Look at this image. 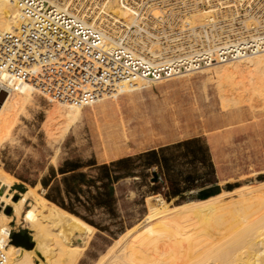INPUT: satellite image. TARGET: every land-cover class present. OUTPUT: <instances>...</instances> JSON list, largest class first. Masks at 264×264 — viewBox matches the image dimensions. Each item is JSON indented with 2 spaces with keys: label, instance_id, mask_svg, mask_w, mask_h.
Returning a JSON list of instances; mask_svg holds the SVG:
<instances>
[{
  "label": "rangeland",
  "instance_id": "374dc122",
  "mask_svg": "<svg viewBox=\"0 0 264 264\" xmlns=\"http://www.w3.org/2000/svg\"><path fill=\"white\" fill-rule=\"evenodd\" d=\"M1 71L0 80L17 88L25 103L23 110L15 115L11 132L0 141V172L17 178L16 185L21 184L22 188L31 186L30 181H37L35 186L44 198L40 205L50 210L59 212L64 209L44 197L45 190L38 182L50 165L56 167L64 158L87 159L94 154L110 161L122 154L134 155L147 146L158 148L186 136L200 137L207 146L214 176L212 182L203 186L216 193L197 198L193 191L189 199L175 197L167 201L162 194L167 189L165 183L160 187L162 192L152 191L153 172L159 177L158 167L142 165L135 176L120 179L115 184L117 216L112 218L103 209H96L92 215L96 222L108 225L111 231H115L121 222L123 231L111 234L88 223L92 226L89 240L75 264H100L138 226L147 211V197H152V205L160 200L168 205H178L234 194L264 181V75L258 76L262 81L260 92L254 95L241 92L228 100L219 98L215 77L210 70L151 85H135L129 79L127 88L107 95L91 106L82 107L66 134L61 136L66 117L64 113H54V102ZM180 151L175 148L166 152L172 155L175 174L205 170V165L191 164ZM214 182L218 189L206 186ZM0 190L3 192L4 188ZM2 207L3 203L0 211ZM3 211L12 215L8 206ZM13 224L11 221L10 225ZM30 228V218H25L23 211L17 226L14 224L8 232L5 248L20 246L34 250L32 260L35 263L42 257L45 241L41 237L33 238ZM14 234L17 244L11 242ZM74 241L80 242L79 239Z\"/></svg>",
  "mask_w": 264,
  "mask_h": 264
},
{
  "label": "bare ground",
  "instance_id": "6f19581e",
  "mask_svg": "<svg viewBox=\"0 0 264 264\" xmlns=\"http://www.w3.org/2000/svg\"><path fill=\"white\" fill-rule=\"evenodd\" d=\"M25 1L27 3L23 0L24 4H19V0H0V22L3 21L0 23V35L11 33L21 37L32 26V19L22 8L28 4L35 7L37 0ZM42 1L44 8L52 3L58 8L55 1ZM235 2L243 12H237L232 46L239 48L241 55L235 60L214 62L201 69L212 71L221 100L234 98L241 92L254 95L262 90L258 76L264 75V0ZM106 4L117 17L130 18L129 12L115 0H108ZM211 11L195 13L193 22L200 25L203 17L205 20ZM213 41L209 39L208 44L214 47ZM9 65L15 68L20 62L12 57L5 65H0V69L15 82L30 86L53 101L54 113L65 114L66 122L61 134L64 136L82 105L43 93L37 84H33L31 75L38 72V65L26 66L27 80L14 77L7 68ZM130 80L135 85L147 84L145 79ZM127 81L115 84L102 94V98L127 88ZM24 103V97L17 88L0 80V141L11 132L15 115L23 110ZM18 181L0 172V189L4 188L3 192L0 190V204L3 203L0 246L6 257L5 264H75L88 243L92 226L65 210L56 212L41 206L44 198L37 186L18 188ZM229 195H232L230 199ZM151 198H146L147 211L138 226L103 257L100 264H264V181L234 194L178 205H168L162 200L152 205ZM7 206L12 209L11 216L3 211ZM23 211L25 218H30V235L45 241L42 257L35 263L32 260L34 250L20 246L5 248L8 232L14 224L17 226ZM11 221L13 225H10ZM75 239L80 242H75Z\"/></svg>",
  "mask_w": 264,
  "mask_h": 264
},
{
  "label": "built area",
  "instance_id": "2783aa9c",
  "mask_svg": "<svg viewBox=\"0 0 264 264\" xmlns=\"http://www.w3.org/2000/svg\"><path fill=\"white\" fill-rule=\"evenodd\" d=\"M48 1L58 8H44L42 0L22 8L32 26L21 37L0 35V65L18 60V67L7 68L19 80L29 77L26 66L38 65L33 84L82 107L121 81L162 83L241 55L232 46L237 12H243L235 0H115L129 12L127 20L108 8V0ZM205 10L212 11L196 25L193 15ZM5 261L0 246V264Z\"/></svg>",
  "mask_w": 264,
  "mask_h": 264
},
{
  "label": "trees",
  "instance_id": "16d2710c",
  "mask_svg": "<svg viewBox=\"0 0 264 264\" xmlns=\"http://www.w3.org/2000/svg\"><path fill=\"white\" fill-rule=\"evenodd\" d=\"M175 148L181 149V156L191 164L205 165V170L201 173L175 174L172 155L166 153ZM142 165L146 168L158 167L160 174L153 180L152 191L162 192L160 187H164L163 183H165L167 189L162 194L167 201L175 197L182 200L189 199L194 190L212 182L214 176L207 146L202 143L200 137L186 136L158 148L154 145L147 146L134 155L122 154L110 161L94 154L87 159L67 157L56 167L50 165L48 172L38 183L45 190L44 197L49 201L101 231L111 234L121 233L123 231L121 222L116 226L115 231H111L108 225L96 222L92 215L96 209H103L115 218L117 216L115 184L120 179L135 176L136 170ZM19 178L28 181L23 177ZM30 184L33 187L37 181H30ZM17 187L22 188V185L18 184Z\"/></svg>",
  "mask_w": 264,
  "mask_h": 264
},
{
  "label": "water",
  "instance_id": "95a60500",
  "mask_svg": "<svg viewBox=\"0 0 264 264\" xmlns=\"http://www.w3.org/2000/svg\"><path fill=\"white\" fill-rule=\"evenodd\" d=\"M153 175H154V177H153L154 180L158 178V175H157L155 172H153ZM206 186H209V187L215 186V187H217V184L214 182V183L208 184V185H206ZM217 189H218V187H217ZM194 192H195V195H196L197 198L206 197V196H208L209 194H214V193H216V192H214L213 190H206V187H204V186L201 187V188H199V189L194 190ZM12 238H13V240H12L11 242H12L13 244H17L18 242L15 241L16 234H14V235L12 236Z\"/></svg>",
  "mask_w": 264,
  "mask_h": 264
}]
</instances>
